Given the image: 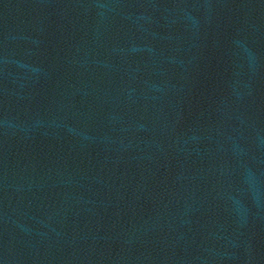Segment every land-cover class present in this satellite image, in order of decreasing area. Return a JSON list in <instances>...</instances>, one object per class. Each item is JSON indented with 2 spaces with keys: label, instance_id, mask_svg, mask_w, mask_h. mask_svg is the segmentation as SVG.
Instances as JSON below:
<instances>
[{
  "label": "water",
  "instance_id": "water-1",
  "mask_svg": "<svg viewBox=\"0 0 264 264\" xmlns=\"http://www.w3.org/2000/svg\"><path fill=\"white\" fill-rule=\"evenodd\" d=\"M0 264H264V0H0Z\"/></svg>",
  "mask_w": 264,
  "mask_h": 264
}]
</instances>
